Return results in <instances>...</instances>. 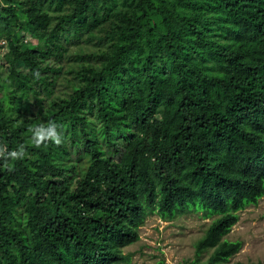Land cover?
Instances as JSON below:
<instances>
[{
  "label": "trees",
  "instance_id": "trees-1",
  "mask_svg": "<svg viewBox=\"0 0 264 264\" xmlns=\"http://www.w3.org/2000/svg\"><path fill=\"white\" fill-rule=\"evenodd\" d=\"M0 36V145L25 148L0 264H127L150 214L191 209L214 218L189 264H229L264 197V0H0ZM47 123L62 143H29Z\"/></svg>",
  "mask_w": 264,
  "mask_h": 264
},
{
  "label": "rangeland",
  "instance_id": "rangeland-1",
  "mask_svg": "<svg viewBox=\"0 0 264 264\" xmlns=\"http://www.w3.org/2000/svg\"><path fill=\"white\" fill-rule=\"evenodd\" d=\"M15 33L18 37L24 35L19 29ZM29 35L27 40L31 38ZM9 49L7 39L0 36V74L3 76L10 71ZM1 82H4L2 77ZM239 216L238 222L225 235L229 240L242 241L240 251L231 257L229 264H264V197L258 204L241 210ZM213 218L192 209L173 220L150 214L140 227V240L124 249L133 254L127 264H189L197 258L195 243L204 235ZM210 253L211 250L204 252L200 256L202 261L207 260Z\"/></svg>",
  "mask_w": 264,
  "mask_h": 264
},
{
  "label": "clouds",
  "instance_id": "clouds-1",
  "mask_svg": "<svg viewBox=\"0 0 264 264\" xmlns=\"http://www.w3.org/2000/svg\"><path fill=\"white\" fill-rule=\"evenodd\" d=\"M52 142L56 145L62 143V133L59 131L58 125L54 123L39 124L31 130L29 143L39 147L42 144ZM25 155L24 145H18L16 149L9 150L7 145H0V159L8 164L11 170V161L23 158Z\"/></svg>",
  "mask_w": 264,
  "mask_h": 264
}]
</instances>
